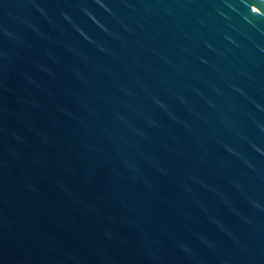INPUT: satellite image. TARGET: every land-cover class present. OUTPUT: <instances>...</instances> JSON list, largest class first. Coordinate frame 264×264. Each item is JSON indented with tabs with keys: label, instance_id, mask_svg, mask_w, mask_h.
I'll list each match as a JSON object with an SVG mask.
<instances>
[{
	"label": "water",
	"instance_id": "95a60500",
	"mask_svg": "<svg viewBox=\"0 0 264 264\" xmlns=\"http://www.w3.org/2000/svg\"><path fill=\"white\" fill-rule=\"evenodd\" d=\"M0 264H264V0H0Z\"/></svg>",
	"mask_w": 264,
	"mask_h": 264
}]
</instances>
